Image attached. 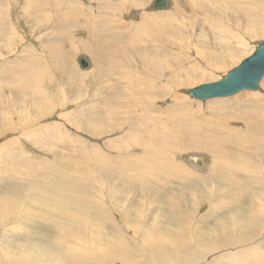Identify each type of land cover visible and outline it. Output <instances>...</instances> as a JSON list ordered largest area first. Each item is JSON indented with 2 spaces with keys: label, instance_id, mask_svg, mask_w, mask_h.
<instances>
[{
  "label": "rangeland",
  "instance_id": "1",
  "mask_svg": "<svg viewBox=\"0 0 264 264\" xmlns=\"http://www.w3.org/2000/svg\"><path fill=\"white\" fill-rule=\"evenodd\" d=\"M145 1L146 4L143 6V10L146 13H148V11H150V13H166L170 9L173 2V0H169V4L165 9H154L151 7V3L153 0ZM236 1L241 2V0ZM248 1L249 0H243V6L254 5L255 3H257V6L255 4V8H264V0H255L254 4H251L253 0L252 2L250 1V4H248ZM55 2L60 3L63 6L59 5V7H55L53 5L55 4ZM133 2L134 0H132L131 3ZM240 2L239 5L241 6ZM39 3L41 6L39 5ZM179 3L183 6L185 11L184 13L186 15L190 13L187 16L188 19L190 17H192L191 19L195 18L194 21H191L192 23H194L191 24V19L188 20L186 17H184L185 25H183V27L185 28H182V34L180 33L181 35L179 34L180 31H176L177 33L167 32L165 33V36H158L160 37L159 40H161V42L157 43L155 42V36L150 34L151 32L149 33L145 31L144 33H142L143 30L140 28L138 29V31L140 30L141 32H136L138 34V37L143 40V44L147 45L152 51H163L164 53L169 55V58H171L173 53L181 52L180 55L183 53V55L181 56L184 57V54H186V56L190 59L189 61L183 62L184 66L187 67L190 63L198 62L201 65V68L205 69V64L194 58V56L196 57V53L195 49L191 46L193 44H196L197 42L201 45L205 44L206 46L209 45L210 47H212L213 45V47H217L213 42L212 37L214 31L211 30L209 26L211 20L208 16L206 17L204 15L197 14L193 10V7L191 5L195 2H192L190 0H180ZM69 7H75L79 11L83 8L84 12H88L91 15L99 14V18H101L99 19L98 24H102L99 25V27H103L104 30H110V32L112 31L111 27L112 29L115 28L114 30L117 29V31H114L115 35H118V31L119 34L129 32L130 26L128 25V21H131V23H137L135 21H138V18H136L135 15H133V13L131 12L141 10H139V8L138 10H136L137 8L131 6L130 2H127L125 0H0V196L13 198L15 200V203L13 205H8L0 208V253L3 254L7 250L11 254H21L25 258L30 255L31 257H35L36 255V261H38L39 259V263H49L51 260L53 261V264L56 262H61L62 260H64L62 259L64 258V254L67 253L68 256L76 255V257L78 256V260H83L85 262H80V264H98V262H100L99 264H119V261L121 260L119 258V255H121V251L125 248L126 251L134 252L133 254L135 255V258L139 260L138 264H145L149 262V260H151L150 257L152 251L150 249L151 243H148L147 240V233L146 231L144 232V229L149 224H151V226H154L156 224V227L159 228V231H157V235H160L162 238L159 243L161 245L160 248L161 250H163L164 254L163 256L161 255V257H159L160 262L168 260V255L166 252L174 249V246L171 243L174 238L178 236L182 237V235L179 234V231L181 229H183L182 234L184 235L183 237L185 239L180 240L178 246H180L188 239L189 240L187 242L189 244H187L186 246L184 245L185 248L182 246L172 258V260L178 262H181L182 260H189V254L191 250L194 249L196 251L200 250L201 252H204L201 257L195 259L197 261L188 262L186 264H212L213 262L214 264H238V261L231 258L232 255H235V252L238 253L237 249H243L247 245H252L253 247L261 249L264 246V190L262 188L260 190L259 187L261 185H264V136H262L260 140L263 146H254L249 152L240 147L236 148L237 152L239 151V149H242L244 150V154H247V158H245L246 160L243 161L244 164H239L237 166L235 163H232L231 157L228 154L229 151H235L232 145H229V143L225 145L224 148L222 146V144L224 145V143H221V145H219L220 148L218 147L217 151L223 148L221 149V153L219 154H214L212 152L206 151L205 149L189 148L182 149L181 151L172 150L170 152L169 150L166 152L167 149L163 148V150L166 152L163 157L176 163L179 162L178 164H182L183 166L187 167L188 170H191L198 176L205 175L208 172L210 165L214 163V158H216L217 161L219 155L222 154L223 157L226 156V158H229V169L227 171L228 176H231V173L234 172V169H237L238 167L237 171L242 170L239 171L241 174L240 178H243L242 181L245 182L248 180L251 183L255 181L253 183L254 186L250 189H245L246 187L239 182L230 184L229 178L226 179V177L224 176L221 178L216 177L215 179L213 178V176H210V179H206L205 177H202L201 179L194 178L191 180V182L183 183V185L178 180L171 179L169 180V182H171L172 184H169L167 182V178H169L167 165L166 167L162 166L164 167V170H158V167H155L158 171L154 175H151L147 178L140 176L144 178V182L140 180L135 181L134 179L133 180L135 182H123L119 176V169L114 172V170H109V165L113 164L114 161L119 158L117 157L118 154L125 153L123 148L120 149V147L117 146L118 143H116V141L121 139V137L123 136L122 134L125 133V131L129 127L130 121L135 119L133 115V118L131 119V114L133 113L138 115V113L140 112L138 110V106L140 105L139 108H141V106L144 107L146 104H148V106H146L145 108L147 109L148 107V112H150L147 114H155L158 111L165 110L164 108L171 104V98L164 97L167 98L168 101L167 99H164V101L160 99H153L152 102L148 101L151 100V91H157V89L153 90V88L151 87V89H149L150 91H148V94L150 95L147 94L146 96L144 95V97L143 95H141L143 92H145L143 91L142 93L140 92L141 94L135 93V96V94H133V91L138 90L139 92L140 90H142V88H140L139 90V87L133 82H130L129 84H133V86L135 85L137 87V89L135 88L136 90H133L135 86H132L133 88H129L130 85H127V87L126 84H123V82L126 81L125 79L121 81L122 83H114V81H112V78H110L111 80L108 78V73H105V78L107 79H101L97 82L98 84L96 83V85L94 82V69H101L103 65L105 68V66H109L110 62L106 63L105 61V63L103 62L101 64V62H99L98 64L95 62V59L93 58L94 56L90 52L84 50L83 48L81 49L80 46H77L75 50L73 49L70 43H78L77 39L73 40V38L81 37V35L82 37H84L85 35L82 33L78 37L76 35L72 36L70 34L72 38L67 33H65V37L64 35H60V39L62 40L60 41L64 43L62 49L65 53V56H67L68 58L65 62L69 63H65L62 66V71L69 67L68 69H72L73 72H77L78 74L77 75L75 73L77 75L76 80L73 79L71 81V79H69L68 82L62 83L58 78L59 73H57L55 69L50 67L51 65H53V59H56L57 57L54 54V50L49 49V44L51 45L57 40L55 39L57 35L54 34V29L52 28L53 24L57 23L59 19L65 18L67 15H69L68 13L72 11ZM121 7H123L124 10H121ZM41 8L46 9L41 10ZM68 9L69 11L67 12ZM87 9H89L90 12ZM35 10L36 12L38 11V14L41 13L40 16L42 20L45 21L44 24H42L41 22L38 23L33 20L35 16ZM45 12H47V15L44 14ZM54 12H58L59 14ZM80 12L82 13V11ZM104 16L107 17L105 18ZM47 18L49 20V23L46 20ZM216 18L217 17H214L213 20H216L219 24L226 25V27L230 31H236L237 35H239V42H237L235 39H227V42L222 44L224 52H226L230 47L232 49L237 48L239 52L237 54H232L231 58L227 59L228 64L224 65L225 67L223 66L222 69L219 68L217 70H213L212 72H210L212 73V75L209 73L210 75H206L207 77H205V75L202 76L207 80H201V78L199 77L197 78V82L195 81L193 82V84L190 83V86H188V84L187 87H184L185 89H190L202 83L219 80L231 68L236 66L243 58L250 55V53L254 50L259 42L264 41V35H249L243 32L236 24H230V22L222 17H220V19ZM31 21L34 23H32ZM68 24L72 28H77V23L75 21H72V23L69 22ZM107 25L111 27H107ZM192 25L194 26L192 27ZM34 26L36 27L34 28ZM81 26L82 25H80V27ZM208 26L209 29L207 28ZM87 29L81 30L87 32ZM184 35L186 37H184ZM175 36H180V38H175V40L171 44L169 42H162V39L169 40V38L173 39V37ZM108 38L110 42V36H108ZM164 42H166V40H164ZM236 43L240 47H237ZM159 44L162 45V47L157 48L156 46H158ZM251 48L253 49L251 50ZM88 50H90V48ZM49 52H51V55L52 53L54 55L50 57ZM93 53L95 55L94 50ZM191 53H193L194 55ZM108 54H111L110 43L107 55ZM80 55L87 56V58L91 62L90 67L86 70L87 72L88 70L90 71L88 72V75L87 72L86 74H84L85 70H81L76 62L77 57ZM34 58H36V64H31ZM30 65L36 67L37 78L32 77V79H29L25 82L21 79L25 78L24 72ZM131 68L135 70L141 67L137 64H133ZM19 69L20 71H18ZM115 69L121 70V66H118L117 64V67H115ZM6 70L9 72H7ZM4 75H6L8 79ZM142 76L143 75H141V78ZM144 79L140 80L142 81ZM150 80L148 79L149 83L147 82V79L146 82L145 80L144 82L146 84L148 83L152 85L153 87V83ZM141 81L138 82V85L141 84ZM153 81L155 82V84H158L157 79L153 78ZM261 81L259 90L246 92L240 91L232 96L217 98L229 99L231 97L229 101H232L234 96H236V99H233V101H242L245 99L246 102H250L254 105L255 102H252L254 99L256 100L258 99V97L264 98V76ZM145 83L141 84V86L143 85L142 87H144V89L146 90L147 88L145 87L148 84L146 85ZM162 83L166 84V81H163ZM11 84H13V86ZM159 84L161 85V83ZM26 86H29L28 89L26 88ZM169 87L170 85H168V88ZM162 89L163 87L159 89V92H165V90ZM117 90L120 91L118 93L119 96H115L116 98H112L111 100V93L113 91L117 92ZM128 91H132L133 93H129ZM180 91L176 94H179V96L177 95V98L180 102H186V104L184 105L185 115L189 111V114L192 115V119L195 121H198L199 119V124H203V127L207 125L205 124V122H203V118H207L208 115H217V117L224 116V113L222 114L220 109H216L217 106H215L214 104L211 105L214 106V109H216V111L214 110L210 112L211 110H208L207 104L211 102L210 99L196 100L190 97L188 94L186 95V90L184 95V92L182 93ZM124 93H127L128 96H132L133 94L132 97L134 98L130 96L129 99V97H127V94ZM123 94L124 96L126 95L127 98H122L127 101L131 100V102L126 101V103L124 100L122 101L120 99V95ZM138 95L140 96L142 101L141 99H138ZM146 97L147 100H144V98ZM135 98L138 99L136 100V105L133 104L136 103L134 100ZM120 100L123 102V104L120 102ZM115 101H117V103ZM141 102L144 106L141 104ZM114 104H117L118 106L115 105L114 107ZM130 104L132 106H130ZM149 105H153L152 108ZM125 106L127 107V109H129V113L127 109V111L125 109L122 110V108H124ZM134 108H136L137 110H135ZM168 108H170V106ZM126 112L127 114H125ZM129 115L131 117H129ZM163 115L164 114H162V116ZM177 117L178 116H176V118ZM164 118L165 117L159 119L163 120ZM177 121L178 119L175 120V125L173 124L171 126L175 130V132H178V134L174 138L172 137L173 140L182 137L183 139H180V141L182 140L184 142L186 140L185 142H188V139H192L190 138L191 136L188 133V123L186 124ZM221 122L224 123V127H233V129L235 128L236 133L238 134L243 131V126L240 123L234 124L223 120ZM197 128H199V126H197ZM222 129L225 130V128L223 127ZM222 129L220 130V134L223 133L225 137L227 136L228 138L226 139L232 140L234 138L230 134L222 131ZM222 136H218V138L221 140L225 139V137ZM138 139L139 137L135 138L136 143L140 142V139ZM247 139L248 140L244 141V143L246 148L249 149L248 144L250 143V138L247 137ZM172 145H174L173 142ZM255 147L259 148L255 149ZM173 152L174 154H172ZM130 153L140 154L139 151L133 152V150ZM195 153L204 154L208 157L209 166L203 172L196 171L186 162H181L183 160L181 157H183L184 155ZM98 157L102 158H100L99 160ZM193 161L196 162L198 166H202L205 164V161H203V158L201 156L198 157V160L194 159ZM99 163L102 166L98 165ZM188 166H190L191 169ZM17 170L18 173L15 174L14 171ZM55 171H61V173H63L64 171L63 176L58 180V183L62 182V179L64 181L66 177L67 182L69 179V183L73 185L72 188L71 186L67 185L66 180L64 181V186L69 191H71L70 196L72 198H75L77 195V193L76 195H74L73 193L75 190L78 193L80 192L79 195L83 198L80 202H83L85 206L89 204V207L92 206V210L90 209L91 212H96L95 214H99L102 222L98 230L97 227L94 226L96 225V223L93 222V220L88 221L89 223L85 225L81 222L73 223L74 225L72 224V226L67 224L66 226L64 225L66 229H69L66 230V234L68 237L65 239L64 236H61L65 234L62 230L61 225H57L52 221H50L49 224L38 219H33L39 213V210L36 207L37 199L39 197L33 199V201H30L28 199L29 197L27 192L32 189V185L37 184L35 182H26L25 180H34L39 184H46L47 179L51 181L53 180L52 172ZM57 172L54 173V177H57ZM166 173L168 174V176L166 175ZM257 177L260 179H258ZM48 184L50 185L49 182ZM178 184L179 186L177 187ZM145 186L148 189L149 187L151 188V193L147 195H140L141 188H144ZM67 189H65V193L66 191L70 193ZM249 193L250 196H248L247 198V195ZM252 200L253 208L248 209ZM71 201L73 202V200ZM38 204H40L39 200ZM78 204L79 203L74 201L72 204V208H76ZM179 204H181L182 208L181 215L178 216L177 211L174 208H178ZM210 207H215L216 209H225H221L223 211H221L220 209L212 210L210 209ZM85 208L87 209V207ZM238 211H240V213L243 215L237 214L239 213ZM49 212H52L51 215H53L54 209H50ZM100 213L102 215H100ZM248 213H255L257 216L256 226H259V228L255 229L257 235H253V233L250 234L252 226H248V222L246 223L245 221H248ZM12 216H15L17 220L22 219L25 216L29 219L24 220L21 223H14L13 220L10 219L12 218ZM59 220L62 224L63 220ZM25 222L27 223L23 226ZM16 228H19L18 232L14 231V229ZM76 230L78 231L76 232ZM213 230L219 232V236L217 238L223 236L237 237L240 235L242 230L244 232L249 231V235L251 237L247 238V241L236 244L234 246L220 247L210 251L206 249L203 250V248L200 249L202 245H206V242H201V240L204 241L206 237L211 238L209 233ZM202 232L207 235H204ZM110 236L115 237L114 240L117 241V244H113V247L106 244L108 239L111 238ZM168 238L171 240L169 241ZM118 239L120 241H118ZM151 239L158 240V236H151L150 240ZM259 241L261 245H257L256 242ZM198 242L201 244V246L198 244L196 245V243ZM214 242L215 241H212L211 243L208 242L209 244L206 245L207 248L209 245H214ZM103 254H105L106 257H112L113 261L111 263H108L107 260L103 258ZM205 261L208 263H206ZM1 262L3 264V260H1L0 263Z\"/></svg>",
  "mask_w": 264,
  "mask_h": 264
},
{
  "label": "bare ground",
  "instance_id": "2",
  "mask_svg": "<svg viewBox=\"0 0 264 264\" xmlns=\"http://www.w3.org/2000/svg\"><path fill=\"white\" fill-rule=\"evenodd\" d=\"M13 1H15V0H13ZM125 1L130 2L131 6L137 8L136 10H138V8H139V10L141 9L140 11H132L131 12V13H133V15H135L136 18H138V21H135L137 23H131V21H128L129 22L128 25L130 26L129 32H124V33L119 34V31H118V35H115L114 31H117V29L114 30L115 28L112 29L111 26L107 25V27H111L112 31L110 32V30H104L103 27H99V25H102V24H98L99 19L101 18V17L99 18V14L98 15H94V14L91 15L88 12H84L83 8H82V10L80 9V11H82V13H81L75 7H69L72 11L70 13H68L69 14V15H67L68 19H67V16L64 14L66 16L65 18L59 19V21H57V23L53 24V27L51 26L54 29V34L57 35L55 38L57 40L54 43H52L51 45L49 44V49H53L54 54L57 57L56 59H53L54 60L53 65H51L50 67H52L53 69H55L57 71V73H59L58 78L62 83L68 82L69 79H71V81L73 79L76 80L78 74H77V72H73L72 69L71 70L68 69L69 67L62 71V66L65 63H67L65 61H67L68 58H67V56H65V53L62 49V46L64 43L61 42L62 40L60 39V35L61 36L64 35V37H65V33H67L69 36L71 34L72 36L76 35L78 37L82 33L85 35L84 37H82V35H81V37H78V38L74 37L75 39L73 38V40L77 39V42L80 44H78V43L71 44L70 43V45L73 47V49L75 50V48L77 46L78 47L80 46L81 49L83 48L84 50L90 52L94 56L93 58L95 59V62L98 64H99V62H101V64L103 62L105 63V61H106V63L107 62L111 63V64L109 63V66H105V68L103 65L101 69H94L93 74H94L95 84L98 81H100L101 79H107V78H105V73H108L109 74L108 78L109 79L112 78V81H114V83H116V82L120 83L122 80L125 79L126 81H124V82H127V83L123 82V84H126V86L130 85L129 84L130 82H133L135 85H137L139 87L138 88L139 90H140V88H142V90H140L139 92H138V90L133 91V90H136L137 87L135 85H134L135 86L134 87L133 84H131L129 86V88L133 86L134 88L132 87L133 90L132 89L131 90L134 93L132 91H130V92L128 91L129 93H133V94L140 93V92L142 93L143 91L146 92V90H147L146 94H145V92H143L142 94L140 93L141 95L146 96L149 93L148 91H150L149 89H151V88H153V90L157 89L156 92L151 91V95L148 94V95H150V98H151V100H148V101L152 102L153 99H156V100L160 99V100L164 101V99H167L164 97H170L171 98L170 99L171 104L169 105L170 108H168L169 106H167L166 108H164L165 110L158 111L155 114L152 113L151 115L147 114V113H150V112H148V110H149L148 107H147V109L145 108L146 106H148V104H146L144 106L141 102V104L144 107L141 106V108H139L140 105L138 106V110L140 111V112L138 111L139 112L138 115L133 114V113L131 114V116L133 115L135 117V119L130 121L129 127L127 128L125 133L122 134L123 136L121 137V139L116 141V143H118L117 146H119L120 149L123 148L125 153L117 155V157H119V158L117 160H115L113 164H110L109 165L110 167L108 166L110 168L109 170H114V172H115V171H117V169H119V176L123 182L125 181L127 183L129 181H134V180L135 181L140 180V181L144 182L145 181L144 178H142L140 176L147 178L151 175H154L159 169L162 170L164 168L162 166L166 167V165H167V168H168L167 171L169 172V176L167 173H166V175L169 178H167V177L166 178L168 179L167 182L169 184L171 183V182H169V180H171V179L178 180L183 185V183L191 182V180L194 178L201 179L202 177H205L206 179H210L211 178L210 176H213V178L215 179L216 177L221 178L224 176V177H226V179L229 178L230 184H235L236 182H239V183H242V185H244L246 187L245 189H250L251 187H253L254 186L253 183L255 181L253 183L249 182L248 180L245 182L242 181L243 178L242 179L240 178L241 174L239 172L242 170L237 171L238 167H237V169H234V172L231 173V176H228L227 171L229 169V166H228L229 158L228 157L226 158V156L223 157L222 154L219 155L217 161H216V158H214V163L210 165L208 172L202 176L196 175L191 170H188L187 167L183 166L182 164H178L179 162L176 163L172 160L166 159L165 157H163V155L169 150H170V152L172 150H176V151L180 150L181 151L182 149H186V148L187 149L188 148L189 149H205L206 151L212 152L214 154H219V153H221V149H223L224 146L229 143V145H232V147L234 148L235 151H229L228 154L231 157L232 163H235L237 166L239 164L243 165L244 164L243 161L246 160L245 158H247L246 157L247 154H244V150L249 152V151H251L252 147H254V146H259V147L263 146L262 143L260 142L262 136H264V98L263 97L262 98L258 97V99H256V100L254 99L252 101V102H255L254 105L251 104L250 102H246L244 98H243L244 100H242V101H235V100L233 101V99H236L235 98L236 96H234V98L232 99L233 102L229 101L231 97L229 99L228 98L222 99V98H217V97L214 99H210L211 102L207 104L208 110L210 109L211 111L210 110L209 111L212 112L214 110L216 111V109H220L222 114L224 113V116L217 117V115L216 116L215 115H210V116L208 115L207 118H203V122H205V124H207L205 127H203V124H201V123L199 124V122H200L199 119H198V121H195L192 119V115L189 114V111L186 114L187 116L185 115L184 105L186 104V102H180L177 98L179 96V94H176V93H178L181 90L180 92H182V93L184 92L183 93V95H184L185 90H186V95H187L189 89H185L184 87H187L188 84H189L188 86H190L195 81L197 82V78H199V77L201 78V80H204V79L207 80L205 77H207L210 74L212 75V73H210V72H212L215 69L216 70L219 68L222 69V67L224 65L228 64L227 59H230L232 54H237L239 52V50L237 48L232 49L231 47L226 52H224V50L222 48V44L227 42L226 41L227 39H235L237 42H239V35H237L236 31H233V30L230 31L226 27V25L219 24L216 20H213L214 17H217L216 19H220V17H222V18L226 19L228 22H230V24H232V23L236 24L243 32H245L249 35H253V36L261 35L262 36V35H264V8H262V7L255 8V4L257 6V3L254 4L255 0H253V2H252V0L248 1L249 2L248 4H250L252 2L251 4H254V5H244V6H243L244 3L242 4L243 0H241V2L236 1V0H190L192 2H195V3H192L191 6L193 7V10L197 14H201V15H204L206 17L208 16L210 18L211 23L209 24V26H210V29L214 31L212 37H213V42L217 46V47H213V45H212V47H210L209 45L206 46L205 44L201 45L200 43L196 42L197 40L195 41L196 44H193L191 46L195 49L196 57L194 56V58H196L197 60H199L200 62H203L205 64V69H203V68H201V65L198 62L190 63L187 67L184 66L183 62L189 61L190 59L186 56V54H184L185 55L184 57L181 56V55H183V53L180 55L181 52L180 53H173L171 58H169V55L164 53L163 51L162 52H159L158 50L152 51L147 45L143 44V40H141V38L138 37L137 32H141L140 30L138 31L139 28L143 30L142 33H144L145 31H147L149 33L151 32L150 34L155 36V42H157V43L161 42V40H159L160 37L165 36V33H167V32L180 31L179 34L180 33L182 34V32H181L182 28H185V27H183V25H185L184 17L187 18V16L190 13L188 15H186L184 13L185 12L184 8L179 3L180 0H173L171 7L169 6L170 9L166 13H164V12H157V13L151 12L150 13V11H148V13H146L143 10V6L146 4L145 0H134L133 3H131L132 0H125ZM257 1H259V0H257ZM239 2L241 4V6L239 5ZM40 3H39V5H40ZM53 5L55 7H59V5L63 6L60 3H56V2ZM151 5H152V3H151ZM50 6H51V4H50ZM96 8H98V7H96ZM45 9L46 8H41V10H45ZM120 9L124 10L123 7H121ZM87 10L89 11V9H87ZM68 11H69V9L67 10V12ZM5 12H7V11H5ZM46 13L47 12H45L44 14H46ZM54 13H58V12H54ZM116 13H118V12H116ZM40 14H38V11L36 12V10H35V16H34L33 20L38 22V23L41 22L42 24H44L45 21L42 20ZM57 17H58V15H57ZM191 18L192 17H190L189 19H191ZM194 19L195 18L191 19L190 22L194 21ZM202 19H203V17H202ZM46 20L49 23L48 18ZM72 21H75L77 23V26H76L77 28H72L71 26H69L68 23L69 22L72 23ZM104 21H105V19H104ZM55 22H56V20H55ZM133 22H134V20H133ZM200 22H202V21H200ZM32 23H34V22H32ZM59 23H61V24H59ZM193 23L191 22V24H193ZM80 25H82V26L80 27ZM193 26L194 25H192V27ZM209 26L207 27L208 29H209ZM35 27L36 26H34V28ZM41 28H43V27H41ZM81 29H87L88 33L84 32V30H81ZM190 30H192V29H190ZM172 34H171V36H172ZM198 34H200V33H198ZM108 36H110V42L108 40L109 39ZM158 36H160V37H158ZM184 37H186V36L184 35ZM191 37H189V38H191ZM175 38L179 39L180 36H178V37L175 36V37H173V39L169 38V40L168 39H162L163 40L162 42L163 43L169 42L171 44V43H173ZM73 40H71V41H73ZM164 40H166V42H164ZM64 41H65V39H64ZM109 43H110L111 54L107 55L108 49H109ZM236 46L240 47L237 45V43H236ZM253 46H255V45H253ZM156 47L160 48V47H162V45L159 44ZM89 48H90V50H88ZM252 49L253 48H251V50ZM93 50L95 52V55L93 53ZM172 50H173V48H172ZM49 54H50L49 55L50 57L54 55L53 53L51 55V52H49ZM191 54H193V53H191ZM78 57H77V59H78ZM77 59H76V62H77ZM74 61H75V59H74ZM27 62H28V60H27ZM35 62H36V58L33 59L31 64L35 63ZM115 62L118 64V66H121V70L115 69V67H117V64ZM25 64H27V63H25ZM67 64H69V63H67ZM133 64L134 65L137 64L141 68H137V69L133 70L131 68L133 66ZM99 66H101V65H99ZM86 70H85L84 74H86V72H87ZM18 71H20V69ZM38 71H39V69H38ZM7 72H9V71H7ZM14 72H16V71H14ZM88 72H90V71L88 70ZM88 72H87V75H88ZM138 73H140V74H138ZM6 75H8V74H6ZM6 75H4V76L7 77ZM141 75H143L142 78H141ZM204 75H205V77L203 78L202 76H204ZM24 76H25V78L21 79V80H24L25 82L29 79H32V77L33 78L36 77L37 76L36 67L31 66V65L28 66L26 68V71L24 72ZM139 78L140 79L146 78L147 82H148V79L149 80L151 79L150 81L153 83V87H152V85L148 84L149 82L147 83L148 85L145 83L146 79H144L145 80V82H144V80L141 81ZM153 78L157 79L158 80L157 83L158 84L161 83V85H163L165 83V82L162 83L163 81H166V84H164L165 86L164 85L161 86L160 84L159 85L155 84V82L153 81ZM7 79H8V77H7ZM50 79H52V78H50ZM139 80L141 81V84L145 83L147 85L145 87V88H147L146 90L144 89V87H142L143 85L142 86H141V84L138 85L139 84L138 82H140ZM13 84H11V85L13 86ZM168 85H170L169 88H168ZM14 87H15V85H14ZM28 87L29 86H26L27 89H28ZM111 87H113V86H111ZM159 87L160 88L163 87L162 90H165V92H163V91L159 92L160 91ZM35 88H37V87H35ZM164 88H166V89H164ZM126 90H128V89H126ZM246 91H254V90H245V91L242 90V92H246ZM119 92L120 91H118V90H117V92L113 91L110 95L111 100H112V98L115 99L116 98L115 96H119V94H118ZM127 93H124V94H127ZM124 94L120 95L121 96L120 99L122 101L124 100L126 102L127 100L122 98V97H126V95L124 96ZM133 94H132V96H133ZM130 96H128V94H127V97H129V99H130ZM135 96H136V94H135ZM143 96H142V98H143ZM250 96H252V95H250ZM241 97H239V98H241ZM132 98H134V97H132ZM138 99H141L140 96ZM138 99H136V98L134 99L136 102V103H133L134 105L137 104L136 100H138ZM145 99L147 100V97L144 98V100ZM193 99H195V98H193ZM37 100H39V99H37ZM121 100H120V102L123 104V102ZM196 100H198V99H196ZM141 101H142V99H141ZM167 101H168V99H167ZM31 102H33V101H31ZM115 102L117 103V101H115ZM127 102H131V100L127 101ZM138 102H140V101H138ZM165 102H166V100H165ZM211 104H214L215 106H217L216 109H214V106H212ZM115 105H117V104H114V107H115ZM130 106H132V105L130 104ZM152 106H150V107L152 108ZM131 108H133V107H131ZM123 109L126 110L127 107L125 106L124 108H122V110ZM134 109L137 110L136 108H134ZM127 110L129 113L130 112L129 109H127ZM125 114H127V112ZM162 114H164V115L162 116ZM131 116L129 115V117H131ZM133 116L131 117V119L133 118ZM176 116H178V117L176 118ZM126 117H128V116H126ZM162 117H165V118L163 120L159 119ZM176 119H178V121L181 123H186V124L188 123V126H189L188 127V133L191 136L190 138H192L190 140L188 139L187 140L188 142H185L186 140L184 142L182 140L180 141V139H183L180 136H179L180 137L179 139L173 140V138L178 134V132H175V130L171 127L175 123ZM129 120H130V118H129ZM222 120L226 121V122L234 123V124L240 123L243 126V131L238 134V133H236L235 128L233 129V127L232 128L224 127L223 126L224 123L221 122ZM180 126H181V124H180ZM197 126H199V128H197ZM222 127L225 128V130L222 129ZM109 129H110V127H109ZM221 129H222V131L233 136L234 138L232 140L226 139V138H228L227 136L225 137V135H223V133L220 134ZM181 133H182V131H181ZM186 134H187V132H186ZM182 135H184V134H182ZM222 135L225 137V139H223V140L218 138V136L221 137ZM138 137L140 139V142L138 141L139 143H136L135 138H138ZM247 137L250 138L249 139L250 143L248 144L249 149L246 148L245 143H244V141L248 140ZM184 138H186V137H184ZM172 142L175 146L172 145ZM221 143H224V145L222 144L223 148H221L220 150L217 151V149H218L219 145H221ZM237 147H240L244 150L239 149V151L237 152L236 151ZM259 147H255V149L259 148ZM163 148L167 149L166 152L163 150ZM261 148H263V147H261ZM132 150H133V152L139 151L140 154L130 153V152H132ZM172 154H174V152ZM199 156H201L203 158V161H205V164L202 162L204 164L202 166H198V164H196V162L193 161L194 159L198 160ZM96 158H97V156H96ZM100 158H102V157H100ZM100 158H99V160H100ZM181 158L183 159L181 162H186L193 169H195L196 171H199V172L205 171L209 166L208 157L205 156L204 154H196V153L195 154H189V155L187 154ZM103 162H104V160H103ZM98 165L102 166L100 163ZM190 166H188V167H190ZM155 167H158V170H156ZM191 167H190V169H191ZM59 168H61V167H59ZM90 168H91V166H90ZM55 172H57V171H55ZM55 172H52V176H53L52 179L53 180L51 181V180L47 179L46 184L45 183L39 184L37 181H34V180H28V179L25 180L26 182H35L37 184V185H32L31 186L32 189H30L29 192H27L28 197H29L28 199L30 201H33V199H36L39 197L37 199V205H36L37 209L39 210V213L33 219H38V220H41V221L49 223V224H50V221H52V222L56 223L57 225H61L62 230L65 233L64 235H61V236H64L65 239L68 237L66 234V230H69V229H66V227H64V225L66 226L67 224L72 226L73 223H76V222L80 223L81 222L85 225V224L89 223L88 221L93 220V222L96 223V225H94V224L93 225L96 226L97 230H98L99 226L101 225V222H102V220L99 217V214H95L96 212H94V211H93L94 213H92L91 212L92 206L89 207L88 206L89 204H87L85 206V204L83 202H80L83 199L79 195L80 192L78 193L76 190L75 191L73 190L74 195H76V193H77V195L75 198H72L70 196L71 191H69L64 186V183H65L64 181L66 180V177H65L64 181L62 179L61 180L62 182L58 183V180L62 178L64 171H63V173H61V171L57 172L58 178L54 177ZM14 173L15 174L18 173V170L14 171ZM248 174H250V173H248ZM2 175H6V174H2ZM234 178H235V180H234ZM125 179H127V180H125ZM258 179H260V178H258ZM48 182L50 183V185L48 184ZM66 182H67V180H66ZM260 182H261V180H260ZM67 185H69L73 188V185L69 183V179H68ZM259 185H261V184H259ZM178 186H179V184L177 185V187ZM261 186L259 187L260 190H261V188L264 190V188H263L264 185H261ZM65 189H67L70 193H68L67 191L65 193ZM150 189H151L150 187L148 189L146 186L144 188H141L140 195L141 194L142 195L143 194L144 195L150 194L151 193ZM183 192H184V190H183ZM257 194H259V193H257ZM248 196H250V193L247 195V198H248ZM60 197H62V198H60ZM70 199L73 200V202L76 201L77 203H79L76 208H72L73 202ZM38 200L40 201V204H38ZM55 200H57V201H55ZM53 201H55V202H53ZM178 202H179V200H178ZM252 202H253V200L250 202V206L248 209L253 208ZM14 203H15V200L13 198L0 196V208L8 206V205H13ZM85 207H87V209ZM181 208H182L181 204L178 205V208H174V209H176L178 216L181 215ZM50 209H54L53 215H51L52 212L51 213L49 212ZM78 209L81 211H79ZM210 209L213 210L216 208L210 207ZM218 209L224 210L225 208H218ZM218 209H216V210H218ZM223 210H221V211H223ZM238 212L239 213H237V214L243 215L240 213V211H238ZM233 213H235V212H233ZM100 215H102V214L100 213ZM248 216H249L248 221L247 220H245V221H246V223L248 222L247 223L248 226H252L251 227L252 230L250 231V234L253 233V235H255V234L257 235L256 230H255V229L259 228L258 225L256 226L257 216L255 213H248ZM10 219H12L14 223H21L24 220H28L29 218L25 216L24 218L17 220V218L15 216H12V218H10ZM59 219L63 220L62 224H61ZM102 219H103V217H102ZM246 219H247V217H246ZM26 223L27 222H25L24 224L22 223L23 226ZM23 226H20V227H23ZM19 228L14 229V231L18 232ZM186 228H188V227H186ZM174 229H176V228H174ZM77 231L78 230H76V232ZM145 231L147 233L148 243H151L150 249L152 250L151 251V257H150L151 260H149V262L146 261L147 263H145V264H186L188 262L197 261L195 259H197L198 257H201V255L204 252V251L201 252L200 250L196 251L193 249V250H191V252L189 254V260H182L181 262L172 260V258L175 256V254L178 252V250L182 246L184 247V245L186 246L187 244H189L187 242L189 240L188 239L187 241L182 243L180 246H178L179 241L185 239L183 237L184 235L182 234L183 229H181L179 231V234H181L182 237L178 236V237L174 238L171 242L172 245L174 246V249L166 252L168 255V260H165L164 262H160L159 257H161V255L163 256L164 253H163V250H161V248H160L161 245L159 243L162 238L160 235H157V231H159V228L156 227V224L154 226H151V224H149L144 229V232ZM23 233H24V231H23ZM199 233H201V232H199ZM202 233L204 235H207L204 232H202ZM209 234H210L211 238L206 237L204 239V241L201 239L200 240H201V242H206V245H208L212 241H215L214 245H211V246L209 245L207 248V246L205 244H204L205 246L204 245L201 246V244L198 242V243H196V245L197 244L200 245L201 246L200 249L203 248V250L206 249V250L210 251V250L217 249L220 247L234 246L236 244L243 243V242L247 241L248 240L247 238L251 237L249 235V231L244 232L243 230L240 233V235L237 237L223 236V237L217 238L219 236V232L214 231V230L211 231ZM151 236H154V237L158 236V240H152V239L150 240ZM110 237L111 238L108 239L106 244L113 247V244L116 245L117 241L114 240L115 237H113V236H110ZM252 238H253V236H252ZM252 238H250V239H252ZM147 240H146V242H147ZM170 240L171 239H169V241ZM83 241H85V240H83ZM118 241H120V240L118 239ZM95 243H96V241H95ZM256 243L258 245V244H260V241L256 242ZM115 245H114V247H115ZM250 246H252V245H250ZM250 246L247 245L243 249H237L238 253L235 252V255H232L231 258L238 261L237 262L238 264H264V246L261 249L257 248V247H253V246L250 247ZM129 253H131V254H129ZM133 253L134 252H132V251L131 252L126 251L124 248V250H122L120 253L121 255H119V258L121 259L120 261L118 260L119 264H138L139 260L137 258H135V255ZM103 256H104L103 258L105 260H107L108 263H111L113 261L112 257H110V256H109L110 258L108 256L106 257L105 254H103ZM77 257H76V255L68 256V254L65 253L64 258H62L64 260L61 259L62 260L61 262H56L54 264H80V262L81 263L84 262L83 260H78ZM36 259H37L36 255H35V257H33V256L31 257V255H30V256L25 258L21 254H16V253L11 254L7 250L3 254L0 253V261L3 260V264H53L52 260L49 263L48 262L43 263L42 261H41L42 263H39L38 261H40V260L38 259V261H36ZM160 259H162V258H160ZM164 259H166V258H164ZM99 263L100 262H98V264ZM206 263H208V262H206ZM0 264H2V262ZM212 264H214V262Z\"/></svg>",
  "mask_w": 264,
  "mask_h": 264
},
{
  "label": "water",
  "instance_id": "3",
  "mask_svg": "<svg viewBox=\"0 0 264 264\" xmlns=\"http://www.w3.org/2000/svg\"><path fill=\"white\" fill-rule=\"evenodd\" d=\"M169 0H153L152 7L165 9ZM80 69L86 70L91 62L85 55L77 59ZM264 76V41L259 42L254 51L245 57L237 66L230 69L218 81L202 83L188 90V95L198 100L215 97H227L242 90H259L260 81ZM200 164V163H199Z\"/></svg>",
  "mask_w": 264,
  "mask_h": 264
}]
</instances>
